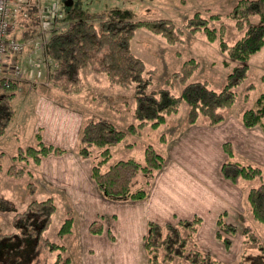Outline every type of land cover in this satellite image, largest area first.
Masks as SVG:
<instances>
[{"label": "trees", "instance_id": "obj_1", "mask_svg": "<svg viewBox=\"0 0 264 264\" xmlns=\"http://www.w3.org/2000/svg\"><path fill=\"white\" fill-rule=\"evenodd\" d=\"M69 5L71 9L66 24L53 30L46 41L43 53L49 64L46 78L48 83L64 93L77 92L83 86L81 70L89 66L96 72L103 73L111 84L132 88V114L137 122L130 123L127 130H124L104 118H87L76 150L80 155L93 157L91 176L104 196L114 199H141L146 191L142 187L131 190L132 179L139 171L151 174L159 169L163 156L152 146H146L142 163L129 157L105 166L110 159L112 147L124 138L127 131L134 132L146 125L157 127L164 123L166 116L176 112L182 102L188 105L189 123L195 122L200 114L205 115L211 125L222 121V110L235 102L238 95L236 87L248 78V59L264 44V0H236L228 16L235 21L238 28L244 30L231 44L223 39V24L219 27L209 25L210 20L220 17L217 13L204 17L200 11H195L185 19L182 26H177L173 20L165 17L129 19L118 7L96 11L73 7V3ZM27 20L37 23L33 8L29 9L28 19H21L20 22L28 23ZM56 23L58 25L57 21ZM138 28L161 35L169 44L181 41L184 29L191 33L204 31L211 42L218 39L221 50L227 56L224 64L232 65L222 87L215 89L206 80H190L183 83L180 92L175 94L171 90V80L178 78L179 73L176 71L172 77L166 79L164 86L152 89L150 86L153 69H147L144 61L132 51L131 40ZM34 33L32 28H25L19 40L22 41ZM261 80L264 81V73ZM0 88L1 136L14 118L12 100L18 83L13 79L6 83L0 81ZM251 88L250 84L248 91ZM240 120L245 127L258 125L264 130V90L256 99V107L245 108ZM37 136L35 145L17 147L12 156L13 163L6 168L9 175L21 176L25 172L24 166H18L15 162L38 163L47 154H61L64 151L61 147L43 142L39 134ZM223 146L229 157L221 167L226 179L236 183L240 178H258V183L249 188L246 199L253 218L264 224V170L258 165L234 160L230 144L226 142ZM94 147L100 149L98 153L94 151ZM94 153L95 156H92ZM27 187L30 191L33 190L32 183L28 182ZM0 210L13 213L10 230H4L0 225V264L70 263V257L65 254L66 246L49 239L46 234L56 210L51 197L32 199L20 210L7 198L0 197ZM199 221V217L180 220L177 224L162 225L149 221L143 237L148 264H175L176 258L181 261L184 259L182 262L178 260L176 264H227L197 248L187 249L188 237ZM218 222L225 230H235L234 226L221 220ZM71 227L72 218L68 216L59 226L58 234L70 233ZM187 229L191 230L185 231ZM89 231L100 233L101 224L97 221L91 222ZM251 240L257 243L258 251L245 255L242 264H264V241L256 238Z\"/></svg>", "mask_w": 264, "mask_h": 264}, {"label": "rangeland", "instance_id": "obj_2", "mask_svg": "<svg viewBox=\"0 0 264 264\" xmlns=\"http://www.w3.org/2000/svg\"><path fill=\"white\" fill-rule=\"evenodd\" d=\"M72 1L73 7H81L84 10L98 11L111 7H118L126 13V16L129 19H152L165 17L173 20L177 26H182L185 19L195 11H200L204 17H209L211 14L217 13L220 15V17L218 19L210 20L209 25L219 27L221 24H223V39L228 44L233 43L238 37H240L244 30L238 28L235 24V21L228 16V12L235 4L236 0ZM53 2H55L59 9L62 10L63 15V17L54 20L58 22L56 28H53V30H56L66 24L68 20V13L71 9V5H69L71 1H39L38 4L42 11L43 21H49L47 18L46 9ZM37 15L36 18L40 20L38 13ZM38 27L36 29L38 31L39 29L41 30L39 25ZM39 34H41L39 35V37H42L41 39H45L43 32H40ZM131 46L134 54L144 61L147 69H153L152 84L150 86L152 89H157L161 86H164L167 78L172 77V74L176 71L179 73L178 78H172L171 80V90L175 94L180 92L183 83L190 80H206L211 87L220 89L224 84L227 73L232 66L231 64L229 66L224 64L223 61L227 59V56L225 52L221 50L219 40L216 39L213 42L209 41L204 31L191 33L184 29L182 40L176 42L175 44H169L161 35L152 33L145 28H138L132 37ZM42 53L43 52H39L40 56ZM38 56L33 60V63L36 64L35 69L40 72L38 79L47 84L44 85L48 88L53 87L56 89V91L60 93L62 97L72 99L74 101L72 103L77 108V110L79 109L85 115L78 134V138L75 141V151L78 155H80L76 150L78 139L87 118H104L114 124L117 128L124 130H127L130 123L137 122L135 121L132 114L134 95L131 87L111 84L103 73H98L88 66L82 68L81 70L83 82L82 88L77 92L64 93L57 87L48 83L46 72L49 64L43 59L42 56ZM247 63L249 65L248 78L236 87L238 95L235 102L230 107L222 110L224 114L222 121L211 125L208 123V118L205 115L200 114L195 122L189 123L187 120L188 105L182 102L179 109L174 113L168 114L166 116L165 122L159 126L152 127L150 125H146L138 128L137 131L134 132L127 131L124 138L114 147H112L110 159L105 166L118 159L129 157L134 158L138 162L142 163L144 162L145 147L152 146L163 156L164 159L162 166L151 174L139 171L130 183L131 190L139 187L144 188L146 194L141 199H146L149 196L148 194L150 193L151 187L155 183L160 182L163 178V181H167L169 178L165 169L167 163L169 164V161L172 158L170 154L175 153V151H177V147L180 148L178 152L182 151L184 146L193 149H199L205 145L208 147L209 143L206 144L207 139H205V133L207 130L202 127L216 126L225 121L231 114L240 116L245 108L256 107V99L260 95V92L264 90V81L261 80V75L264 73V44L257 52L250 56ZM250 84L252 85V88L250 91H248V86ZM1 92L2 90L0 88V93ZM246 93H249L248 97H245ZM52 95H54V93ZM71 96L72 98H69ZM35 123L36 116L29 113L26 116L25 121L16 129V134L14 133V135H12L9 132L8 138L0 140V164L2 167L0 170V197H5L10 200L14 207L18 210L22 209L27 204V202L32 199L40 200L46 197H51L56 205V210L53 214L52 222L46 231V234L49 239L61 242L66 246L65 254L70 257L69 264H94V261L98 259L96 252L98 249L89 244H86V248L82 246V251L80 249V252H78L82 244L81 232L85 231V229H87L86 231L90 232L89 225L93 221H97L101 224L102 231L100 233L106 234L107 231L110 233L109 240L111 250L113 249L117 251L118 248L128 250H122L117 254H114L111 259H114L115 261H111V264H116L118 260H120L119 264H148L143 240V237L148 229L147 222H142L143 231L141 232L142 234L139 233L140 236H135L133 233L135 231H129L130 233L126 237H123V235H120L119 232L120 227H122V223L118 221L120 212L117 210L115 213L106 212V215L96 216L94 219L90 218L91 220L88 221L86 228H84L85 225L80 226V223L83 224L82 219H80L81 215L76 211V209L79 208L78 205L68 204L66 202L62 203L61 198L57 197V199L54 196L56 191L60 194H64V192H61L62 190L59 188H55L54 185L49 182V179L46 177L44 178V176L41 174V160L38 163H34L32 161H26L25 163L15 162V164L18 166H24L25 172L21 176H12L7 173L6 168L11 163H13L14 160L12 156L16 153L17 147L19 145H35L37 143L38 137L35 136V132L33 131ZM190 125L192 126L189 127ZM255 126L260 127L258 125ZM226 142H228L233 149V159L242 162L238 158L240 156L235 153L232 140L230 138H225L222 140L220 147L223 153V158L217 166L218 170H216V173H220L222 178H224V180H226L228 183L243 189L244 192L242 191V204L239 208L241 214L239 218L236 220H232L230 218L228 219L225 212L222 211L218 214L214 221L210 222L211 224L207 223L204 225L205 221L201 214H194L189 217L175 216L172 220L163 222L161 224H177L180 220L199 217V223L195 225V229L188 237L189 242L187 249L192 247L197 248L210 255L214 259L227 264H242V260L245 255L249 253H256L258 251L257 243L251 239L256 238L260 241H264V224L253 218L246 199L249 188L252 185L258 183V178H240L236 183H233L223 176L221 171L222 164L229 159L223 146ZM94 149V151L97 153L100 150L98 147H94ZM177 155L180 154L177 153ZM80 156L88 159L90 164L89 173L90 177L92 178L91 167L93 157H86L83 155ZM92 156H95V153ZM92 181L94 182L95 191H98L104 200L110 203H116L118 209L121 208V211L125 201L133 202L141 200H131L124 198L114 199L106 197L98 189L93 178ZM28 182L32 183L33 185V190L31 191L27 187ZM95 203L93 204L95 205ZM12 214V212L0 210V225L6 231L11 229ZM68 216H71L72 218L71 232L65 235H59V226ZM219 220L225 224L234 226L235 230H231V228H228V230L223 229L218 222ZM116 222H119V224L116 225ZM190 230L191 229H187L185 231ZM90 234L94 233L90 232ZM105 234L102 235L101 239H105L106 241L107 237ZM138 239L140 243L138 242ZM226 240L229 242H226ZM136 241L137 244L135 243ZM178 260L179 262H182L184 259L181 261L180 258H176L174 263L176 264ZM101 261L102 260H100V262H95V264H103Z\"/></svg>", "mask_w": 264, "mask_h": 264}, {"label": "crops", "instance_id": "obj_3", "mask_svg": "<svg viewBox=\"0 0 264 264\" xmlns=\"http://www.w3.org/2000/svg\"><path fill=\"white\" fill-rule=\"evenodd\" d=\"M24 1L30 5V9H34V14L37 15L36 8L39 7L38 3L41 0ZM36 21L37 23L31 21L19 23L13 31L18 39H21L22 30L25 28H32L35 33L22 40L25 45L19 53H10L4 58L7 67L13 60H18L22 66V74L17 79L18 88L13 97L14 118L6 132L0 136V140L8 138L9 132L14 135L29 113L36 116L33 129L35 136L38 137L39 134L43 142L55 144L64 149L61 154L50 153L43 156L40 161V172L55 188L64 192L65 195L56 191L54 193L56 198H61L62 203L78 205L79 208L76 211L81 215L80 219L83 223H80V226L85 225L84 228H86L88 221L96 216L106 215V212L115 213L117 210L120 212L118 221L122 223L119 232L123 237H126L129 231H135L134 235L140 236L139 233L143 231V221L148 223L151 220L161 224L172 220L175 216L189 217L201 214L206 225L211 224L210 222L214 221L222 211L228 219L239 218L243 189L228 183L220 173H216L217 166L223 158L221 142L225 138H230L235 153L240 156L239 160L259 165L264 169V131L257 126L245 127L240 116L236 114H231L216 126L202 127L207 130L205 139H207L206 144L209 143L208 147L205 142V146L199 149L184 146L182 151L178 152L180 148L177 147V151L170 154L172 158L165 169L169 178L167 181H163V178L155 183L150 189L149 196L144 198L145 200L125 201L122 211L121 208L118 209L116 203L104 200L94 189L88 159L75 151V141L85 115L79 109L77 110L72 99L62 97L56 89L48 88L45 86L47 84L35 77L36 64L33 60L37 58L39 52L44 53L46 41L53 28L57 26L56 21H43L41 17ZM40 21L43 22L39 23ZM38 25L45 30L38 31L36 29ZM40 32H43L45 39L39 37ZM43 59L45 60L44 57ZM119 222H116V225ZM86 230L82 231L81 228L82 244L78 252L80 249L82 251L83 247L86 248V244L98 249L96 251L98 259L94 261V264L100 260L103 264H111V261H115L111 259L114 254L126 250L119 248L117 251L111 250L108 231L106 234L94 235ZM103 234L107 237L106 241L101 239ZM138 242L140 243L139 239ZM135 243L137 244V241ZM119 261L116 264H119Z\"/></svg>", "mask_w": 264, "mask_h": 264}, {"label": "built area", "instance_id": "obj_4", "mask_svg": "<svg viewBox=\"0 0 264 264\" xmlns=\"http://www.w3.org/2000/svg\"><path fill=\"white\" fill-rule=\"evenodd\" d=\"M30 5L24 0H0V81L6 83L8 80H16L22 74V66L13 60L9 67L4 63V58L10 53H19L24 46L23 41L19 40L13 31L18 27L20 20L28 18ZM37 13L42 18V11L37 7ZM47 18L55 20L62 16V10L53 2L46 9ZM43 21H40V23ZM45 25L43 24V27ZM45 30V28H41ZM40 72L36 69L35 77L38 78Z\"/></svg>", "mask_w": 264, "mask_h": 264}, {"label": "water", "instance_id": "obj_5", "mask_svg": "<svg viewBox=\"0 0 264 264\" xmlns=\"http://www.w3.org/2000/svg\"><path fill=\"white\" fill-rule=\"evenodd\" d=\"M68 1V0H67Z\"/></svg>", "mask_w": 264, "mask_h": 264}]
</instances>
